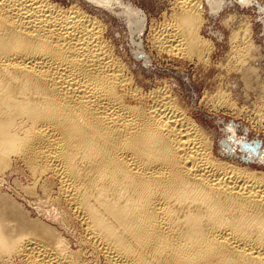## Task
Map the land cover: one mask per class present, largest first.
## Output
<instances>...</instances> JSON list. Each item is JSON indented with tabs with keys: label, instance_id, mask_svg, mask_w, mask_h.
Instances as JSON below:
<instances>
[{
	"label": "bare ground",
	"instance_id": "obj_1",
	"mask_svg": "<svg viewBox=\"0 0 264 264\" xmlns=\"http://www.w3.org/2000/svg\"><path fill=\"white\" fill-rule=\"evenodd\" d=\"M202 8L200 0H176L151 37L155 51L205 59ZM134 13L139 46L144 16ZM240 23L229 46L244 63L260 47L248 21ZM105 27L78 3L0 0V177L21 170L32 180L30 196L53 188L54 220L77 225L104 264H264V171L248 166L264 151L248 152L254 158L244 165L218 158L168 87L137 85ZM235 128L228 127L233 146L222 145L239 158ZM20 206L0 193V264H89Z\"/></svg>",
	"mask_w": 264,
	"mask_h": 264
},
{
	"label": "rangeland",
	"instance_id": "obj_2",
	"mask_svg": "<svg viewBox=\"0 0 264 264\" xmlns=\"http://www.w3.org/2000/svg\"><path fill=\"white\" fill-rule=\"evenodd\" d=\"M53 1L63 5L78 3L87 12L101 19L106 26L105 36L129 68L137 85L145 91L151 90V87L152 89L160 86L168 87L186 114L212 138L214 153L218 158L236 160V163L244 165L247 157L254 158L248 156V152L255 155L259 149L264 151V114L261 115L264 112L262 111L264 92L259 91L258 87L264 86V0H250L246 4L243 0H214L215 3H219L216 11H211L210 0H200L204 11L203 18L206 21L202 23L199 33L211 42V50L207 57L202 59L204 62L195 58L184 62L178 55L168 56L167 53L156 52L150 44L154 30L170 17L176 0H103L104 2L101 3L91 0ZM136 11L144 16L139 46L133 43L130 28L131 19ZM243 20L249 23L251 41L260 47L257 52L259 55L247 60L249 63L247 61L243 63L248 57L240 63L237 56L231 55V46H229L231 30L236 29ZM170 56L172 58H169ZM246 66L257 68L254 73H248V79L242 73L247 70ZM231 123L235 125L234 135L240 141L237 146L242 149V151L235 150L239 158L229 154L230 152L222 145L225 141L229 146L233 144L230 141L232 132L228 129ZM256 142H260L261 148L255 147ZM252 162L248 166L264 171V156ZM14 170L17 171L9 169L0 177V190H2L0 193L10 195L28 213L30 219H40V222L60 232V235L69 242L72 250L79 249L88 262L91 260L89 264H104L100 256L92 253L87 245H84L82 232L77 225L65 226L54 220L53 216H57L58 210L60 213V207L52 200L56 196L55 190L51 188L49 194L43 196L41 189L37 187L31 197L24 190L32 186V180L21 170H18L19 172Z\"/></svg>",
	"mask_w": 264,
	"mask_h": 264
},
{
	"label": "water",
	"instance_id": "obj_3",
	"mask_svg": "<svg viewBox=\"0 0 264 264\" xmlns=\"http://www.w3.org/2000/svg\"><path fill=\"white\" fill-rule=\"evenodd\" d=\"M246 146V145H245ZM256 147H258L257 145H255ZM248 148V147H247Z\"/></svg>",
	"mask_w": 264,
	"mask_h": 264
}]
</instances>
